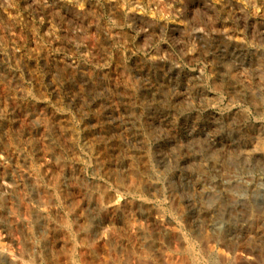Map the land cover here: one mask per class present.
<instances>
[{
	"label": "rangeland",
	"instance_id": "374dc122",
	"mask_svg": "<svg viewBox=\"0 0 264 264\" xmlns=\"http://www.w3.org/2000/svg\"><path fill=\"white\" fill-rule=\"evenodd\" d=\"M242 257L264 264V0H0V264Z\"/></svg>",
	"mask_w": 264,
	"mask_h": 264
},
{
	"label": "bare ground",
	"instance_id": "6f19581e",
	"mask_svg": "<svg viewBox=\"0 0 264 264\" xmlns=\"http://www.w3.org/2000/svg\"><path fill=\"white\" fill-rule=\"evenodd\" d=\"M208 248V247H207ZM2 250V249H1ZM211 250V249H210ZM220 250V249H219ZM221 251V250H220ZM219 251H216V252H214L213 254H217L218 256H219V253H218ZM190 253V252H189ZM210 253H211V251H210ZM222 253H224L223 251L221 252V254ZM212 254V255H213ZM245 256V255H244ZM213 257V256H212ZM226 257V256H225ZM192 258V257H191ZM216 258V257H215ZM241 258V257H240ZM224 259V258H223ZM225 259H227V258H225ZM228 260V259H227ZM214 261V260H213ZM210 261V264H216V263H214V262H216V261ZM222 261V260H221ZM244 264H253L254 263V260L252 259V258H249V257H242V260H241ZM226 262V261H225ZM236 262V261H235ZM226 264H228V263H226ZM230 264V263H229Z\"/></svg>",
	"mask_w": 264,
	"mask_h": 264
}]
</instances>
